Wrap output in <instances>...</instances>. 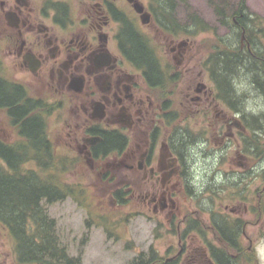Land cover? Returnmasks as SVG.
I'll list each match as a JSON object with an SVG mask.
<instances>
[{
    "label": "flooded vegetation",
    "instance_id": "1",
    "mask_svg": "<svg viewBox=\"0 0 264 264\" xmlns=\"http://www.w3.org/2000/svg\"><path fill=\"white\" fill-rule=\"evenodd\" d=\"M172 1L174 25L166 21L164 0H0V86L2 98L11 100L0 101V143L18 155L13 166L0 159L5 174L44 177L52 187L53 149L69 164L68 172L88 167L92 179H105L110 192L107 196L116 204L135 198L153 216L176 218L183 186L185 193H193L189 172L192 153L183 154L180 145V134L191 133L179 124L165 130L166 121L170 125L178 122L179 115L165 111V101L159 106L156 92L175 85L179 76L188 77L181 105L199 116L217 111L207 124L225 148L239 139L244 142L249 133L245 125L251 123L244 110H232L228 102L218 99L206 65L203 70L212 87L203 82V71L196 73L193 39L200 31H208L189 20L192 13L181 23L178 11L182 0ZM231 6L222 23L226 20L234 26L238 49L258 68L264 65V24L246 12L245 0ZM222 30L228 38L230 28ZM130 34L148 50L155 67L133 60ZM14 106L25 107L23 117L13 116ZM66 108L68 117L59 121L63 126L59 145L54 142L49 119L55 113L60 117ZM33 118L40 119L49 147L43 163L21 127L24 120ZM192 139L199 149L206 144V139ZM62 182L83 188L95 203L96 194L88 185L70 182L66 175ZM105 200L101 197L99 204ZM225 210L227 220L238 213L236 208ZM243 222L244 228L247 223ZM0 227L13 243L8 229L2 223ZM214 235L211 230L216 239ZM243 237L244 229L236 253H229L234 259L243 251ZM181 248L177 253L180 258L186 251L185 245ZM191 252L192 260L199 264H214L205 247ZM13 254L15 262L8 263L7 257L0 255V264H20Z\"/></svg>",
    "mask_w": 264,
    "mask_h": 264
},
{
    "label": "rangeland",
    "instance_id": "2",
    "mask_svg": "<svg viewBox=\"0 0 264 264\" xmlns=\"http://www.w3.org/2000/svg\"><path fill=\"white\" fill-rule=\"evenodd\" d=\"M239 1L184 0L180 5L178 12L181 23L186 22V14L192 13L209 27L208 32L200 31L193 39L196 73L203 71V82L208 87H212V82L203 70V62L219 43L218 39L224 40L223 37H226V32H223L218 20L219 9L228 15L231 13V5L237 7ZM245 3V8L249 9L246 12L251 16H258L264 24V0H245ZM22 78L28 80L24 74ZM187 79L189 78L179 76L175 85H168L165 91L156 92V99L159 106L166 102L165 111H173L179 115L178 122L170 125L166 121V131L179 124L191 133L195 141L206 139V144L201 149L193 150L189 161L193 193H185L183 186L176 218L169 220L163 216H153L135 198L124 205L116 204L115 199L107 196L110 192L105 179H92L94 176L88 167L71 169L66 173L68 181L88 185L87 189L96 194L93 208L87 210L76 199L69 197L49 205L47 210L56 220V230L61 243L67 248L70 256L79 258V264H129L140 252L148 251L151 246L161 257L169 258L175 256L183 245L186 251L181 256L180 264H199L198 261L192 260L194 254L191 251L194 248L200 249L201 242L193 233L182 237V230L185 228L182 224L186 219L194 217L206 225L209 223L210 211L225 215L226 207L236 208L238 211L232 219L240 217L247 223L243 228L245 237L242 238L243 251L238 264H264V155L263 160L259 159V155L264 151V135L252 139L251 134L246 133L245 139L249 144L247 151L244 150L245 144L240 139L225 148L207 124L214 120L217 111L199 116L181 105V92L187 87ZM240 80V86L243 87L240 89L245 93L244 112L249 115L259 114L264 118V96L256 92L255 87L252 90L248 79L241 77ZM196 82L198 81L193 80V83ZM58 114L55 113L49 119V127L55 135L54 142L60 145L62 138L59 132H62L63 126L59 121L68 117L69 110L66 108L61 111L60 117L56 116ZM252 147L256 148L258 153L255 154ZM255 173L258 174L254 176ZM238 177L243 180H240L241 183L237 181L235 185L234 181ZM101 197H106L107 200L99 204ZM90 212L105 218L109 234L103 227L92 225ZM175 228L179 230H174ZM209 230L208 228L206 234L208 241L218 245ZM249 240L252 241L251 250ZM13 250L10 237L0 227V255L7 257L8 263L15 262Z\"/></svg>",
    "mask_w": 264,
    "mask_h": 264
},
{
    "label": "trees",
    "instance_id": "3",
    "mask_svg": "<svg viewBox=\"0 0 264 264\" xmlns=\"http://www.w3.org/2000/svg\"><path fill=\"white\" fill-rule=\"evenodd\" d=\"M163 4L166 21L172 22L174 25L175 10L172 9L173 1L164 0ZM219 12V23L226 29L230 28V36L228 38L223 37L224 40L222 38L218 39L219 43L207 57L204 66L206 65L211 73L218 99L228 102L230 109L239 112V110H243L245 103V93L240 89L243 88L240 86L241 77L248 79L252 90L256 87L255 91L259 94L263 92L264 96V89H262V87L264 88V65L262 63L257 68L256 63L251 61L245 51L238 49V32L234 31V26L227 24L226 20H223L222 23L224 12L220 9ZM189 20L193 21L199 29L209 31L208 25H205L195 15L191 16ZM128 37L133 45V60L148 63V68L155 67L153 59L149 58L148 50H144L143 44L139 42L134 34H130ZM156 76L158 77L157 74ZM2 91L3 89L0 86V101L4 100V102L11 103L9 97L2 98ZM11 111L13 116L18 118L24 116L26 109L22 106H14ZM246 118H250L248 121L251 124L246 123L245 126L252 139L264 135V118L261 115L247 114ZM21 127L27 134L30 144L37 148L39 162L43 163L41 160L49 156V147L42 132L43 127L40 119L37 121L34 118L26 119ZM180 136L183 154L192 153L194 149H199L196 148L192 137L186 132L180 134ZM244 144L247 151L248 142L246 139H244ZM108 147V145H104V148ZM50 151L54 152L52 153L54 167L52 187L46 184L44 177L34 179L33 176L9 175L0 169V223L10 233L13 240V252L20 264L80 263L79 258L70 256L67 248L61 243L56 230V220L49 215L47 208L49 205L64 201L69 197L76 199L87 210L93 208L92 203L94 202L89 195H85L83 188H76L72 184L67 185L62 182L63 176L69 171V164L64 162L62 157L53 149ZM263 155L264 151L259 155V159L262 160ZM17 156L8 147L0 143V159H5L13 166L17 165ZM257 174L255 173L254 176ZM240 180H243V178L238 177L237 181ZM42 198H46V200ZM40 199L44 202H41ZM98 209L100 210V207ZM225 217L226 215L210 211L209 223L206 225L198 218H188L183 222L185 228L182 230V237H187L193 233L201 242V245L207 249L214 264H238L239 255L234 259L230 254L236 253L234 250L240 244L244 222L242 219H232L230 217L227 220ZM89 218L92 225L103 227L104 231L108 233L105 218L91 212ZM89 224L90 222H88V226ZM207 225L210 232L211 230L215 232L216 239H214L219 241L216 246L208 241L206 236L208 233ZM180 259L177 254L169 258L161 257L156 249L151 246L148 251L140 252L129 264H180Z\"/></svg>",
    "mask_w": 264,
    "mask_h": 264
},
{
    "label": "bare ground",
    "instance_id": "4",
    "mask_svg": "<svg viewBox=\"0 0 264 264\" xmlns=\"http://www.w3.org/2000/svg\"><path fill=\"white\" fill-rule=\"evenodd\" d=\"M248 21V20H247ZM248 23H249V21H248ZM247 26H248V24H247ZM251 26V25H250ZM246 56V55H245ZM256 88V87H255ZM262 89H264L263 87H262ZM260 91V90H259ZM257 92V91H256ZM261 92V91H260ZM262 95H263V92L261 93Z\"/></svg>",
    "mask_w": 264,
    "mask_h": 264
}]
</instances>
